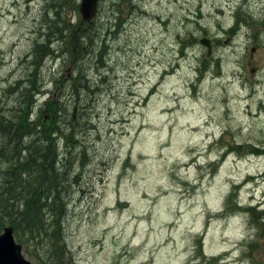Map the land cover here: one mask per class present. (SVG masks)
<instances>
[{
	"label": "rangeland",
	"instance_id": "rangeland-1",
	"mask_svg": "<svg viewBox=\"0 0 264 264\" xmlns=\"http://www.w3.org/2000/svg\"><path fill=\"white\" fill-rule=\"evenodd\" d=\"M169 1L181 11L196 0ZM233 1L218 0L213 20L193 33L199 45L191 54L205 56L199 40L206 36L211 56L221 61L201 83H195L190 67L179 71L169 65L186 42L164 43L147 18L140 16L132 37L127 31L109 36V67L119 87L88 113L85 135L87 146L96 141L89 147L93 159L86 161L69 197L68 244L79 264H251L242 241L256 233L252 258L263 264L264 222L254 223L253 230L242 210L228 201L233 196L264 208V48L241 50L246 21L237 26ZM138 4L168 13L152 0ZM21 5L0 1V35H9L11 42L35 24ZM203 19L195 16L193 23ZM231 25L237 35L222 30ZM145 33L160 44L142 40ZM183 35L185 41L191 37ZM21 43L19 50L27 51L28 44ZM127 52L145 55L152 66L140 62L135 73ZM163 61L166 78L157 75V69L164 72ZM201 242L204 258L199 257ZM211 257L218 260L211 263Z\"/></svg>",
	"mask_w": 264,
	"mask_h": 264
},
{
	"label": "bare ground",
	"instance_id": "bare-ground-1",
	"mask_svg": "<svg viewBox=\"0 0 264 264\" xmlns=\"http://www.w3.org/2000/svg\"><path fill=\"white\" fill-rule=\"evenodd\" d=\"M101 1L105 6L104 10L98 12L92 22H88L77 15V11L81 8L82 0H22L17 2L16 0H12V2L16 4L22 3L21 6L24 7L25 12L29 17L34 18L31 19V22H34L35 24L30 26V29L29 31H26V34L20 35L19 39L17 38L12 42L10 41L9 35H0V69H2V73H0L2 76L0 80V161H5L7 154H12L14 152V156L11 158H16L17 164L20 167L25 166V169L22 171L19 178L10 179V177H8L7 179L6 177L3 179V185L5 186L4 194L7 198H12L16 189L21 184H27L26 178L28 175L46 169L51 174H64L70 184H80L83 171L85 170L86 165H88L86 161L89 162L93 159L91 157L90 148L93 149L96 145V141L92 140L87 146L88 136L85 135V133L77 137H75L74 133L72 136L78 122L71 125L69 121H61L59 123L61 125L59 132L57 134L56 130L53 132L55 138L61 139L60 142L57 143V160L49 165V159L53 158L54 150L48 152L46 144H42L38 139L41 136L39 134V128L43 123V119H41L33 128L34 131L28 129L29 134L25 137L22 133L26 129L28 123L32 124V122L37 120L36 113L31 115L33 110L28 111L26 117H22L19 111L20 109L14 111V108L21 103L25 104L26 101L31 99V97L27 95L29 93L25 94L26 91H35V89L40 88L44 83L45 85L42 87V90H47L46 93L48 92L49 94V97L47 95V99L50 102L49 104L54 106L55 109L58 108V115H61V117L68 118L72 115L73 121L78 119L77 113L81 112L85 116L93 110L94 106L96 107L99 101H103V99H106L107 97L111 98L112 95H114L115 89L119 87L116 81L117 76L114 75V67H107L102 70L101 73L95 74L94 72L96 71L88 70V64L86 65V63L81 62L76 63L77 61L75 60L79 53L82 52L86 54L92 62L100 63L101 61H104L107 63L109 48L107 49L105 47V52L104 48L98 41L102 36L104 37L103 34H107L108 36L107 44H109V36L112 32H118L119 37L122 32L127 31L124 32V34L132 37L137 32L140 16L145 17L148 19L149 25L151 24L152 27H155L156 34L158 33V36L163 39L164 43L175 42L183 44V42H186V45H184L179 52V55H175L169 60V65L172 68L177 66L176 68L178 69L176 70L183 71V67H190L191 76L196 84L201 83L204 79L213 74L211 68H204L205 61L203 57L198 58L195 53L194 55L191 54V48L199 45L198 40L193 36V33L199 34V31L205 29L203 24L213 20L212 14L214 13L215 4L218 0H196L191 2L189 6L182 7L184 9L181 11L180 8L176 6L170 7L171 4L169 0H164L163 2H161L162 0H152V3L165 10V12H168L165 15L159 14V12L154 9V6L140 7L138 4L139 0ZM246 5L250 7L248 8L249 11L244 13ZM59 7H63L64 11L67 12L65 17L61 16L58 9H56ZM139 7L140 9H138ZM233 7L239 11L238 13L241 16L237 15L235 20L237 26L242 28L243 21H246V45H244L241 50H250L252 53L260 51V49L264 48V0H246V2H244V0H234L232 4V8ZM53 10L55 13L52 12ZM257 13H260V15H255ZM254 15L256 20L253 18ZM195 16L206 19L201 21L196 20L197 22L193 23ZM49 27H59V31L67 33V35H69L70 45L68 46L66 41H59L52 44V47L63 48V56L65 55V57L53 53L52 50L41 52V57L44 55L47 56L46 62L40 66L42 68L40 69L32 63V55L34 54V48L38 43V40L41 38L42 40H45V38L50 37L51 32L48 31ZM222 30L230 35H237L236 27L233 25L228 28L223 27ZM184 33H189L191 35L186 41L184 40ZM202 38L207 37L203 36L200 40ZM22 40L25 41L24 44H28L27 51H23L26 53L19 50L22 46ZM142 40L154 45L159 43L157 39L151 37L148 33L143 35ZM116 42L120 45H126L124 42ZM251 42L257 44L255 47L248 49ZM127 53L132 59H134L131 65H129L135 73L138 72L140 68V62H142L144 66H152L150 61L146 59L147 57L145 55L139 53L135 56L131 52ZM187 62L190 63V66ZM164 63L165 62L163 61V73L159 72L156 68L157 75L160 74L159 77L161 78L167 77L168 70L167 68H164V66H166L163 65ZM105 65L107 66L108 64ZM40 70H43V74ZM255 70L256 68H253L254 72ZM61 73H64V75L67 74V78H71L73 75H84L85 77L81 81V89L71 91V93L65 98L66 89H63L55 79V75ZM155 85L157 86V83ZM95 88H97L98 91ZM54 93L58 96L59 102L51 99V97H56L55 95L52 96ZM62 103L66 105H63ZM50 114L52 115L51 112ZM50 114L47 113L46 118H44L45 123L50 118ZM91 129L93 130V127ZM96 130H100V128ZM20 139L23 145L26 143L36 146L33 153H29V151L25 153L24 150H22L18 155ZM28 139H36L38 142L35 144ZM72 140L76 141L73 142L74 144L87 146V148H81V151H77L76 155L79 157L73 153L72 157L70 154L68 159H65L67 158L68 151L72 148V143L68 141ZM119 151L120 149H118V152ZM92 156H95L93 151ZM60 157L62 158L59 159ZM11 158L7 159L4 163H10ZM27 159H29L28 161H32V164H30L31 166H26L28 161L25 160ZM1 171L2 169L0 168V172ZM74 178H76L75 181ZM91 180L94 181L95 178H92ZM27 181L30 183L27 184L30 188L35 185L34 179H27ZM232 204H236L237 207L242 210L244 215L247 216L246 223L253 230H255L254 223L264 222V208H261V206L254 205L252 201L246 204L243 201L238 200V198H234ZM250 208L253 209L250 210ZM69 213L70 202L68 215ZM249 215L252 216V219ZM66 221L63 220L61 237L68 244L69 233ZM257 234L258 233L255 234L256 237L250 234L252 236L246 238L252 244H255L254 247H257L258 244V241L254 239H258ZM68 247L73 256L71 264H79L77 254H74V251L69 244ZM240 264H244L243 261Z\"/></svg>",
	"mask_w": 264,
	"mask_h": 264
},
{
	"label": "trees",
	"instance_id": "trees-1",
	"mask_svg": "<svg viewBox=\"0 0 264 264\" xmlns=\"http://www.w3.org/2000/svg\"><path fill=\"white\" fill-rule=\"evenodd\" d=\"M58 9L61 16L65 17L67 12L64 11L63 7L56 8ZM102 11V1L100 5L99 12ZM55 13V11H52ZM59 27H49L48 31L51 32L49 38H45V40H38V43L35 45L34 54L32 55L34 65L40 69V66L46 62V56H40L41 52L52 50L53 53H57L61 56L64 54L63 48H55L52 47V44L59 41H66L68 46L70 45L69 35L62 31L58 30ZM114 33V32H112ZM111 33V34H112ZM118 33V32H115ZM104 37L98 39L100 42L99 44L104 48L108 49V36L107 34H103ZM72 41V40H71ZM101 47V48H102ZM110 49V48H109ZM106 52V50H105ZM65 57V55L63 56ZM205 61L204 68H211L213 70L214 66L220 65L221 61L219 58L211 57L207 58L206 56L203 57ZM78 62L86 63L89 71H96L95 74L101 73L102 70L109 67V58L107 56V63L101 61L100 63L92 62L89 57L80 52L77 59ZM31 61V60H30ZM105 64H108L107 66ZM98 68V69H97ZM43 74V70H40ZM67 75V74H66ZM64 73L59 74L56 76L55 79L57 82L66 89L65 98L74 91L75 89L80 90L82 85L81 81L84 79V75L79 74V76L73 75L71 78H67ZM45 85V83H44ZM42 85L40 88L35 89V91L29 92L26 91L25 94L31 97L30 100L26 101L25 104H20L14 108L15 110L20 109V113L22 117H26L28 111H32L33 115L36 113L37 120L32 122V124L27 125L26 129L23 131V135L28 136L29 132L28 129L34 131V127L38 124V122L43 119V123L39 128L40 136L38 139L42 144H46L47 151L54 150L53 158L49 159V165L52 164L57 160L56 152H57V143L60 142L61 139L55 138L53 132L56 130V134L59 132V128L61 125L59 124L61 121H69L71 125L75 126L74 132L75 137L86 133V128L89 124L88 121V114L85 116L79 112L77 113L78 119L73 121L72 115L68 118L61 117L58 115V108L55 109L54 106H51L49 100L46 98L44 101L40 102L39 97L42 95L47 96V90L43 91ZM97 91L98 89L95 88ZM31 94V95H30ZM54 101L59 102L58 96L55 98L51 97ZM63 105H66L62 103ZM45 110V112H44ZM52 113V115L50 114ZM47 113L50 114V118L45 123L44 118H46ZM44 138V139H43ZM35 144L38 142L36 139H28ZM71 144L70 151H68L67 158L69 155L74 153L76 155L77 151H81V148H87V146H80L76 145L73 142L76 141H68ZM19 153L24 150L25 153L29 151V153H33L36 146L26 144L23 145L21 139L19 140ZM78 144V142H77ZM14 153V152H13ZM7 154V158L5 161L14 156V154ZM77 156V155H76ZM79 157V156H77ZM60 157L59 159H61ZM64 159V160H65ZM29 159L25 160L28 161ZM5 161H0V168L2 171L0 172V233L4 230L6 226L12 225L15 228V235L17 240L22 242L25 246V250L27 253L35 257L40 264H71L72 254L68 249V244L64 239L61 237V231L63 220L66 221V217L69 211V197L71 195V190L74 184H70L66 179V176L63 174H55L49 173L46 170L41 172H34L27 176L26 183H28L27 179H34L35 185L30 188L29 185L21 184L17 189L15 194L12 198H7L4 194V178L10 177L15 179L19 178L22 174V171L25 169V166L20 167L17 164L16 158L12 159L10 163H4ZM14 162V163H13ZM32 161H28L26 166H31ZM76 178H74L75 181ZM233 196H231L228 201L233 203ZM253 208H250L252 210ZM261 213V212H260ZM260 227V226H258ZM60 228V230H59ZM244 248L245 251L243 255L245 258L251 260V264H254V260L252 258V254L255 249V244H252L247 239L244 240ZM199 257L204 258V254L202 253V245L200 244V255ZM218 257H211L209 261L211 263L216 262ZM263 263L264 262H260Z\"/></svg>",
	"mask_w": 264,
	"mask_h": 264
},
{
	"label": "water",
	"instance_id": "water-1",
	"mask_svg": "<svg viewBox=\"0 0 264 264\" xmlns=\"http://www.w3.org/2000/svg\"><path fill=\"white\" fill-rule=\"evenodd\" d=\"M80 8L82 18L91 21L98 11L99 0H82ZM201 42L209 49V55L212 51L210 40L203 38ZM22 245L17 243L14 237V228L6 227L0 234V264H33L22 254Z\"/></svg>",
	"mask_w": 264,
	"mask_h": 264
}]
</instances>
